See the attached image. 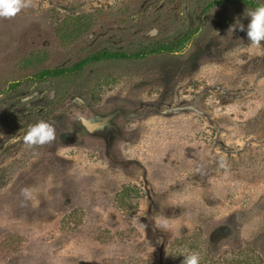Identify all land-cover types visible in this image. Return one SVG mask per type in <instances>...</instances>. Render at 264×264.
Masks as SVG:
<instances>
[{
    "label": "rangeland",
    "instance_id": "obj_1",
    "mask_svg": "<svg viewBox=\"0 0 264 264\" xmlns=\"http://www.w3.org/2000/svg\"><path fill=\"white\" fill-rule=\"evenodd\" d=\"M212 1L28 0L0 17V264L264 261V42L228 32L253 7L204 14ZM186 31L170 54L40 78ZM40 120L55 139L25 144Z\"/></svg>",
    "mask_w": 264,
    "mask_h": 264
},
{
    "label": "clouds",
    "instance_id": "obj_2",
    "mask_svg": "<svg viewBox=\"0 0 264 264\" xmlns=\"http://www.w3.org/2000/svg\"><path fill=\"white\" fill-rule=\"evenodd\" d=\"M27 7H29L28 0H0V17L9 18ZM247 17L250 19L246 26L236 20L234 24L230 25L228 32H245L249 44L258 48L264 42V0H259L258 5L247 12ZM55 135L53 125L40 120L29 126L24 135V142L29 146H42L52 142ZM22 195L25 198H31V190L22 189ZM157 227L167 230L168 224L166 221L158 220ZM180 256L184 258L182 264H200L202 259L201 252L198 251L181 252Z\"/></svg>",
    "mask_w": 264,
    "mask_h": 264
},
{
    "label": "trees",
    "instance_id": "obj_3",
    "mask_svg": "<svg viewBox=\"0 0 264 264\" xmlns=\"http://www.w3.org/2000/svg\"><path fill=\"white\" fill-rule=\"evenodd\" d=\"M243 2L244 4L255 8L258 3L253 0H214L208 3L203 10V13H207L210 9L215 6L229 3V2ZM191 31H186L181 35L164 42H157L156 44H151L149 46H144L136 51H123V50H104L99 53L92 54L87 58L79 61L70 67H57L53 69L44 70L40 74V78L42 80L48 81L50 79H57L65 77L73 72H79L85 68L90 63L100 62L103 60H124V59H142L152 55H160V54H170L178 49L182 48L184 44L191 38ZM230 264V263H229ZM231 264H264L263 259L258 254H253L250 257L236 259Z\"/></svg>",
    "mask_w": 264,
    "mask_h": 264
}]
</instances>
